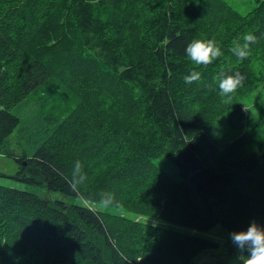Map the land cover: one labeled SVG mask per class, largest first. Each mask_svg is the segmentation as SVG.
I'll list each match as a JSON object with an SVG mask.
<instances>
[{
    "label": "trees",
    "instance_id": "obj_1",
    "mask_svg": "<svg viewBox=\"0 0 264 264\" xmlns=\"http://www.w3.org/2000/svg\"><path fill=\"white\" fill-rule=\"evenodd\" d=\"M249 4L241 14L225 0H0V155L18 166L11 178L46 191L0 185V264H194L220 247L167 225L219 226L227 251L211 264H239L230 233L264 228V118L218 148L231 103L214 77L244 76L231 102L264 84V0ZM245 33L258 42L241 62L228 49ZM194 39L215 40L223 56L194 65ZM194 69L201 79L186 84ZM31 95L78 102L66 115L45 111L32 154L16 155L10 110ZM162 156L178 181L154 164ZM77 160L81 193L111 192L113 206H82L67 183Z\"/></svg>",
    "mask_w": 264,
    "mask_h": 264
},
{
    "label": "rangeland",
    "instance_id": "obj_2",
    "mask_svg": "<svg viewBox=\"0 0 264 264\" xmlns=\"http://www.w3.org/2000/svg\"><path fill=\"white\" fill-rule=\"evenodd\" d=\"M241 14H246L253 8L249 4L250 0H225ZM251 8V9H250ZM260 65V59L255 58L252 62V67L257 70ZM45 93H42L44 96ZM56 95L53 94V96ZM36 95H31L29 99L20 104L17 107L12 108L10 111L18 116L20 123L13 133L7 139L9 149L16 155H20L26 152L27 155H31L33 152L31 142L32 134L31 129L34 124L40 125L38 121L39 117L44 115L45 111L59 112L62 115H66L77 105V98H71L65 100L63 97L56 101L48 98L46 102H42ZM41 106V107H40ZM264 118V84L259 86L258 90L249 93L245 96H241L233 100L230 107L218 118L217 121V133L213 138L214 143L218 148L227 145L232 140L239 137L245 130L250 129L253 125L258 123ZM154 164L163 171L170 179L178 181L179 168L164 156L155 158ZM18 166L14 159L0 155V185L13 187L19 190H28L30 192L44 195L45 189L40 188L38 185H26L18 180L11 178L16 175ZM52 198H58L57 194L51 195ZM177 230H184L189 233H194L197 236L216 241L220 244L218 250H207L202 252L194 261V264H211L216 260L226 255L227 248H224V243L227 237L219 226H215L208 232H197L189 229H185L175 225H167Z\"/></svg>",
    "mask_w": 264,
    "mask_h": 264
},
{
    "label": "clouds",
    "instance_id": "obj_3",
    "mask_svg": "<svg viewBox=\"0 0 264 264\" xmlns=\"http://www.w3.org/2000/svg\"><path fill=\"white\" fill-rule=\"evenodd\" d=\"M258 42V37L252 33H245L231 42L228 51L238 61L248 59L251 46ZM187 58L196 66L207 67L223 56L221 47L215 40H192L185 48ZM201 79V73L192 70L183 77L186 84H193ZM214 79L218 81L219 95L224 104L231 103L233 94L243 86L244 76L239 71L221 70ZM87 180L81 161L74 162L71 176L67 178L70 190L76 194L82 206L89 211L107 209L114 204V194L101 191L98 199H91L81 193V186ZM230 239L238 251L239 264H264V228L253 221L247 231L230 233ZM247 253V255H245Z\"/></svg>",
    "mask_w": 264,
    "mask_h": 264
}]
</instances>
